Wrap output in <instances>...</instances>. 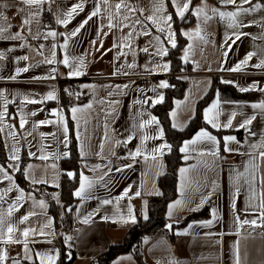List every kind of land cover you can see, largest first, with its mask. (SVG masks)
I'll use <instances>...</instances> for the list:
<instances>
[{
	"label": "crops",
	"instance_id": "obj_1",
	"mask_svg": "<svg viewBox=\"0 0 264 264\" xmlns=\"http://www.w3.org/2000/svg\"><path fill=\"white\" fill-rule=\"evenodd\" d=\"M79 2L80 0H47L40 10V15L33 20L31 33H29L27 28L24 29V40L0 39V52H3L6 56V59L0 60V92H2L9 101H13L8 104V115L9 117H16V119L6 120L5 123L15 125V131L19 134L18 142H16L8 136L9 130L7 128H5L4 132H1L8 157L11 155V145L15 144L16 147L20 149V160L18 162L9 160V164L18 163L19 168H21L24 151L26 150L28 161L25 168V176L29 173L28 166L31 165V175L37 180L46 179L48 183L33 185L26 176L27 181L36 188L40 186L50 187L56 190L61 197L60 188L62 174L64 172L62 161L66 158L61 155L60 158L57 159L53 154L57 152L60 154L67 152L70 156V128L66 111L60 104V84L62 81H76L78 86L77 93H79V96L75 95L77 102L73 107L84 109V111L78 112L76 116L79 121L82 134L81 138L84 142L85 151L89 153L86 157H81L80 172L98 181L99 177L104 175V181H99L91 190V198L82 200L74 195L76 201L73 206L60 209L59 221L63 215L69 216L81 227L75 239L72 237L71 241H66L65 237L59 234L58 220L52 212V206L58 203L57 199H51L47 194L44 192L40 193L38 190L28 191L24 189L17 181L16 174L18 172L13 171L11 168L8 169L9 174L14 176L17 185L24 189L26 194L31 193L34 195L37 201L36 205H33L31 200L25 202L24 206L13 214L12 220H16L23 214L33 211L36 215L30 217L27 224L21 225L20 227L28 226L39 230L46 223L51 221V227L44 228V231L46 233L55 232L54 236L50 234L36 236L35 239L40 242L29 244V247L33 250L31 255L36 261V264H39V260L35 257L36 252L51 253L54 255L56 251L59 252V258L56 264H59L62 257V241L65 246L76 255L73 264H89L101 253L105 252L111 244L123 242L127 232L134 224L131 222H121V217L126 218L128 216L129 205L134 211L136 221L139 215L143 218L145 210L149 216V199L152 196L159 195L156 193L161 194L159 180L166 172L165 155L169 152L166 151L163 157H158L156 161L152 160L150 156L147 161L143 156L137 157L136 160L133 161L130 153L135 152L136 148L140 147V140L144 134H148L151 137L157 132L156 125H150L144 129H140L138 124L141 121L155 116L160 121V126L163 127L160 118L154 112V107L159 104L153 106L152 100L148 98L155 99L157 94H162L165 100L166 89L158 88V84L161 81H167L171 86V60L168 58V55L162 59L159 56L154 57L151 55V53L155 52V48L149 45L148 41L153 39L155 35H161V39L165 40V46L169 48V51L171 50V46L167 43L165 37L158 33L149 23L148 27L151 29L153 36H140L133 41L132 50L128 48L123 49L128 55L126 57L121 56L119 60H116V53L120 51V49H115L114 51H107V49L112 48L114 42H118V38L127 34L129 29L124 28L123 33H121L116 29L109 30L107 27H104L103 32L98 34V27L101 24L106 25L107 20L106 18L104 20L93 18L75 38L68 41V54L70 58L83 57L86 64V67L83 69V75L69 77V69L63 64L58 63L50 65L44 63V60L45 57L50 56L53 45L56 46V59L59 61L63 58L64 49L61 48L60 45L64 43V37L60 34H67L74 30L79 23L86 18L90 10H92L93 6L97 3V0H86L84 11L74 15L67 27L58 24L57 17ZM115 2H117V0H112V3ZM200 2L201 0H193L194 5ZM237 2L239 3V0H237ZM0 3L12 5V7L6 10V15L9 17V22L12 24L10 33L17 32L20 28L21 16L23 15L17 14V8L22 7V5L18 4V0H0ZM130 3L137 8H144V15H148L153 0H130ZM207 3L212 7H221L220 0H207ZM256 3L264 5V0H252L253 5ZM251 6L252 5H245L244 7ZM48 7L53 8L55 11V27H49L46 24L45 15ZM32 10L34 11L35 9ZM167 10L173 13L172 27L176 31L177 45L179 42V31L180 33H182V31H192L198 23L201 24L202 34H207L210 41L206 45H201L198 40H188L187 42V45L189 43H193L194 45L195 54L191 57V61L195 63H187L191 66V70H185L181 74L183 80L188 82V88L185 97L176 100L181 101V106L177 108L175 101L172 109V111H177V123L189 125L196 116L199 101L211 92L216 78H218L220 82L222 79L232 80L239 86H251L253 83H257L259 86L264 87V69H257L251 66L258 63L260 59H264V39L259 38L264 36V27L261 26V21L264 20V10L257 11L251 15L241 16L240 19H242L245 24L255 23H252L251 27L239 29L228 28L226 23L219 21L218 18L209 21L208 24L205 25L194 17L193 22L189 23L188 14L185 20H180L178 18L180 21V28H178L175 21L174 9L171 6L170 0ZM221 10L232 11L235 9L234 6L229 5L221 8ZM27 11H29V9L25 7V12ZM103 11L102 9V13ZM135 18L143 20L144 17L137 12ZM131 22L132 21H129V23ZM117 23H119V18H117ZM145 23L147 22L145 21ZM136 27L137 31H139L140 26L137 25ZM48 31H56L58 33L57 37L55 39L51 37L45 39V34ZM233 32H243L251 35L242 36L241 39L237 40L234 44L232 40H229L228 43L231 44V51H228V55L225 58L224 52L227 50V46L224 44L225 34L232 35ZM103 33H108V35L105 36ZM8 34L9 33H6V35ZM38 34L39 38H34ZM253 37H257V39H253ZM233 39H235L234 36ZM93 40H96L95 46L92 44ZM101 41H103V48H100ZM146 45L149 47V53L140 50ZM187 45L182 48L180 52L181 58ZM106 51L107 54L105 55L104 53ZM251 52H255L257 55L250 61L249 66L245 67L241 72L234 73L219 70L221 68L228 69L235 66ZM24 56H28V60H23L22 57ZM158 61L160 63H169L170 70L165 72L156 68ZM133 62H135L136 67H128V65ZM197 64L199 65L198 67ZM24 67H28L29 70L17 75L16 70ZM54 68L57 69L59 73L56 75V78L44 79L43 77L53 74L52 70ZM209 68H211V71H209ZM117 70H119V73H117ZM124 73L127 74L125 75ZM13 76H15V79H11ZM125 85H127V87H124ZM235 88L238 90L237 87ZM53 89H55L57 93L58 101L50 100L43 104H21L25 96L39 99L46 96L47 93ZM153 89L156 90L153 91ZM217 92L219 93L222 101V108L224 110V114L220 117L221 122H224L228 118V114L231 111H237L238 113L236 119L233 121V128H222L219 130L221 134H216L211 131L213 135L221 139L220 157L222 158H215L207 154L200 156L192 152L191 155L193 158L187 162L183 159L184 164L180 167L181 169L195 164L197 165L196 169L186 174L193 182L199 181L201 185H210L213 181L217 183L218 187L216 193L213 194L211 199L199 210L201 211L206 206H209V218L192 220L186 224H182L187 216L198 212L189 211L187 208H184L183 210L174 211L172 218L169 219V206L174 201L182 199L180 195L181 178L179 171L177 185L178 197L169 204L167 218L169 222L178 223L177 226L173 227V234L176 231H186L188 235L174 234V237L171 238L168 235L157 234L146 237L141 247L142 261H139L132 252H129L118 256L112 264H157L158 261L160 264H168V262L173 259L179 261V264H235L234 253L237 241H239L241 264H264V226H261L260 221L257 220L256 226L244 225L242 228H239L234 221L231 207L233 193L235 191V173L237 170L240 172L244 171L249 156L240 155L239 153L229 154L224 151L223 143V137L229 135L235 136L237 140L241 141V144L239 146L233 144L231 147H239L240 152L253 151L249 147V144H258L260 142L261 135L264 133V119L257 116L256 121L251 125L252 131L256 133V136L253 137H249L248 133L243 129L236 130V125L243 120L245 116H251L254 112L258 111L252 109L250 105L252 103L264 101V92L258 91L261 93L260 96L253 100L233 101L223 98L221 91L216 90L213 98L205 106L204 110L215 100ZM137 100H147V103L138 104L136 103ZM109 101H118L119 103L110 105ZM185 101L192 107V112L185 110ZM88 104H92L91 109L87 108ZM3 105L4 99L0 97V112L3 111ZM237 105H243V107H237ZM21 108L28 119V124L25 129L19 128ZM52 110H63L69 128V143L67 147L59 142L64 139V136L56 125H40L33 129V124L35 122L56 120V117L50 115ZM32 111H37V115L34 117L28 115V113ZM241 112L244 115H240L239 113ZM108 113L111 114L109 115ZM171 119L173 123V118L171 117ZM77 120H73L75 123V132L77 131ZM85 121H87V123H85ZM105 124L108 126L107 141L104 140L106 131ZM27 131H32L33 135L27 136L25 139L24 136ZM237 131H242V139L237 134ZM41 133L45 134L43 139H41ZM49 133H56V136L48 135ZM129 136H133L134 138L131 142L127 143V145L115 144L116 141L125 140ZM192 138H194V136ZM164 139L170 144L166 135ZM162 142L163 141L159 139L150 138L146 142V150L150 152L151 149ZM101 143H104L103 158L97 154L100 152L99 146ZM41 144L48 146L44 150L45 153L50 156L47 160H40L28 155L29 151H31L39 156L41 153L38 149ZM78 147L80 153V141H78ZM193 147L206 149L210 148L211 145L200 144ZM112 153H114V155ZM201 161H206L210 165L213 164V161L215 163L209 168L200 163ZM53 163L56 164L55 169L51 167ZM259 163L261 164L260 174H264V161H259ZM85 164L87 167H85ZM128 164H132L133 166L131 168L126 167ZM0 165L3 164L0 163ZM96 165L100 167L92 171L91 169ZM109 169H111L110 172ZM117 169L123 170L117 171ZM105 181L107 182V187L103 186ZM54 183H58L59 187H54ZM8 186L7 181L0 180V190ZM78 187L79 185L75 191ZM129 188L131 191L128 192V196L117 203L115 198L121 196L125 190ZM137 191L141 193L139 197L134 196V193ZM209 191H211V188L206 186L202 187L200 192L189 189L186 192V199L188 200L189 206H195V204L199 203L200 197L206 195ZM246 193L247 185L245 184L241 188L239 198L236 200V211L240 214L241 220L256 219L255 216L246 215L243 212V209L247 207L248 196ZM16 195L17 193L13 191L8 199H14ZM129 197L133 198L129 199ZM104 199H112L113 204H102ZM40 200L45 201L47 208H41L39 206L38 201ZM0 207L6 211L7 204L0 205ZM213 207L218 208L221 218L215 222L214 227L204 228L201 224L202 222L212 219L211 209ZM68 209H71V211H68ZM97 210H99L98 214L93 215L89 224H83L81 222L85 216L97 213ZM104 216H108L109 220L105 221L103 219ZM114 220L115 222H113ZM209 232L214 233V235H206ZM237 232L239 234H237ZM49 240L51 243L46 242ZM145 241H147V243ZM6 247H8L10 255L8 264H12L11 258L21 259L22 264H31V261L24 260L22 257V245H11ZM129 257L130 259H128Z\"/></svg>",
	"mask_w": 264,
	"mask_h": 264
},
{
	"label": "snow or ice",
	"instance_id": "obj_2",
	"mask_svg": "<svg viewBox=\"0 0 264 264\" xmlns=\"http://www.w3.org/2000/svg\"><path fill=\"white\" fill-rule=\"evenodd\" d=\"M47 2V0H18V4L22 5V7L17 8V14H23L21 16V22H20V28L15 33H10V29L12 28V24L9 22V17L6 15V10L9 7H12V5L6 4V3H0V39H9V40H24L25 37L23 36V31L25 28L29 30V33H31V25L33 23V20L35 17L40 15V10L43 8V5ZM86 0H80L79 3H76L75 5L71 6L69 10L66 12H62L57 17V23L67 27V25L71 22L74 15L79 14V12H83L85 8ZM168 3L169 0H153L152 7L149 10L148 15H144L145 9L144 8H137L136 6L132 5L130 3V0H117V2L112 3V0H97V3L93 6L92 10H90L89 14L84 18L79 25L72 30L70 33L64 34L61 33L64 37V43L60 45L61 48L64 49V55L61 60L56 59V51H55V45L52 46V51L50 53L49 57H45L44 63L54 65V64H63L66 68L69 69L68 76L69 77H77L84 74L83 69L86 67L85 60L83 57L79 58H70L68 54V48L69 44L68 41L75 38L82 29H84L90 21L93 20V18H97L98 20H104L106 18L107 24L103 25L101 24L97 31L98 34L103 32V28L107 27L109 30L116 29L117 31L123 33L124 28H128L129 31L127 34L121 36L118 38V42H114L112 48L107 49V51H114L115 49H120L116 53L115 59L119 60L121 56H127L128 53L124 52V48H128L132 50V43L134 40L138 39L140 36H153V33L151 29H149L148 24L150 23L153 28L156 29V31L160 34H162L165 39L167 40V43L171 46V48L177 47L176 42V31L173 29V13L168 12ZM171 6L174 9L175 15L180 20H185L187 14H191L194 16L198 21L202 22L203 24H208L209 21H212L213 19H217L221 22H225L226 26L230 29H239L243 27H251L252 23L245 24L242 19H240L243 15H251L257 11L264 10V5L260 3L252 4V0H239V3L237 0H220L221 7H212L209 6L207 3V0H201L199 4L194 5L193 0H170ZM229 5L234 6L235 10L232 11H225L221 10L223 7H227ZM245 5H252L251 7H244ZM25 7L29 9V11L25 12ZM32 9H35L34 11ZM102 9L104 10L102 13ZM123 10V11H122ZM139 12L141 16H143V20L136 19L135 14ZM117 18H119V23H117ZM129 21H132L129 23ZM145 21L147 23H145ZM137 25L140 26L139 31H137ZM261 26L264 27V20L261 21ZM6 33H9L6 35ZM105 36L108 35V33H103ZM135 34V35H134ZM187 40L189 41H195L198 40L201 45H206L210 41L208 39L207 34H202V28L201 24L198 23L194 30L192 31H182L181 33ZM58 33L56 31H48L45 34V39L48 37H51L55 39L57 37ZM244 35H251L249 33H243V32H233L232 35L225 34L224 44L227 46V50L224 52V57L226 58L228 55V51H231V44L228 43L229 40H232V43L234 44L237 40H240L242 36ZM233 36L235 39H233ZM34 38H39V34L35 36ZM261 39H264V36L259 37ZM253 39H257V37H253ZM93 46L96 45V40L92 41ZM148 44L151 45L153 48H155V52L151 53V55L159 56L161 59L168 55L169 48L165 46V40L161 39V35H155L153 39L148 41ZM100 48H103V41L100 42ZM141 51L145 53H149V47L146 45ZM107 51L104 53L107 54ZM134 53V50H133ZM195 54L194 51V45L193 43H189L184 50V54L182 56V60L185 64L191 61V57ZM257 53L251 52L248 53L246 58L237 63L235 66L224 69H219L220 71H230V72H241L245 67L249 66L250 61L253 60V57L256 56ZM6 59V56L3 52H0V60ZM23 60H28V56L22 57ZM199 65L197 64V67ZM254 68L257 69H264V59H260L258 63L251 65ZM128 67H136L135 62L128 65ZM156 68L160 69L161 71H169L170 70V64L167 62L160 63L157 62ZM29 70L28 67H24L22 69H17L16 73L19 75L21 72H27ZM148 70V69H146ZM151 71V70H149ZM209 71H211V68H209ZM53 74L47 77H43L44 79H55L56 75H58V70L53 69ZM117 73H119V70H117ZM125 75L127 73H124ZM11 79H15V76L11 77ZM224 84L233 85L238 88L240 92H250V91H261L264 92V87L259 86L257 83H253L251 86H239L232 80H226L222 79L221 81ZM210 85V81H209ZM119 87V86H117ZM124 87H127L125 85ZM170 85L167 81H161L158 84V88L160 89H167ZM156 89H153L155 91ZM67 91V90H66ZM69 95H73L74 93L68 92ZM75 95L79 96V93H75ZM0 97H3L4 99V105H3V111L0 112V132H4L5 128H7L8 136L13 140L18 142V136L19 134L15 131V125L7 124L5 123L8 119H16L15 116L9 117L8 115V104L12 103L13 101H9L6 96L3 95L2 92H0ZM152 100V105L155 106L156 104H161L164 102V95L157 94L155 99L148 98ZM50 100H57L58 96L53 89L52 91L48 92L46 96L41 97L39 99L37 98H31L28 96H25L23 100L21 101L22 105L25 104H43L46 101ZM113 103L118 104L119 102H111L109 101V104L112 105ZM136 103H147V100L140 101L137 100ZM177 108L181 106V101H176ZM185 110L192 112L193 109L190 105H188V102H184ZM237 107H243V105H237ZM250 107L254 110H258L254 112L251 116H245L243 120H241L236 125V130L243 129L245 130L249 137L256 136V133L252 131L251 125L254 121H256L257 116H260L262 119H264V101H260L258 103H252ZM87 108L91 109L92 104H88ZM42 111V109H41ZM72 113V119L77 120L76 114L78 112L84 111V109L79 107H72L71 108ZM114 111V109H113ZM109 115L111 113H108ZM224 114V110L222 108V101L220 99L219 93L217 92L215 100L211 103V105L204 110L203 112V120L206 125L210 126L211 129H215L217 131L221 130L222 128L225 129H231L233 128V121L236 119L238 113L237 111H231L228 114V118L221 122V115ZM240 115H244L242 112L239 113ZM30 116H36L37 111H32L28 113ZM51 116L56 117V120H42L35 122L33 124V129L40 125H56L63 133L64 139L59 141L60 143H63L65 147H67L69 140H68V134H69V128L67 125V120L64 116L63 110H52L50 112ZM171 117L173 118L172 128L178 129L180 131H183L184 128L187 126L186 124H179L176 122L177 117V111L171 112ZM191 118V117H190ZM87 123V121H85ZM28 124V119L26 115L23 112V109L21 108V112L19 115V128L25 129L26 125ZM150 125H156L157 126V132L155 135H152L151 137L148 134H144L140 140V147L136 148L135 152L130 153L131 159L133 161L136 160L137 157L143 156L144 159L147 161L149 156L152 160L156 161L158 157H163L165 152H171L172 146L167 143V141L164 139V129L160 126V121L155 116H151L150 119L143 120L138 124V127L140 129H144ZM107 124H105V136L104 140H108V134H107ZM86 131V129H85ZM33 135L32 131H27L25 133L24 138L26 139L27 136ZM41 139L44 138L45 134L41 133ZM48 135L56 136V133H49ZM82 134L79 127V121L77 120V131H76V139L80 141V155L82 158L86 157L89 153L85 151L84 142L82 140ZM133 136H129L127 139L122 141H116L115 144H124L127 145V143L131 142L133 139ZM159 139L163 141L158 146L151 149V151L146 150V142L149 139ZM86 139V138H85ZM223 143H224V151L229 154L239 153L240 155H247L249 156V160L247 161V164L244 167V171H236L234 176V188L235 191L233 193L232 198V210H233V216L234 221L237 224L239 228H242L244 225H251L256 226L257 220L260 221L261 226H264V174H260L261 170V164L259 161H264V133L261 135L260 142L257 143H250L249 147L253 150L252 152H240L239 147H231V145L235 144L239 146L241 144V141L237 140L235 136H226L223 137ZM200 144H208L211 145L210 148H194L193 146L200 145ZM220 144L221 139L218 138L216 135H213L211 131L208 130V128H202L198 131V133L194 136V138L185 141L183 143V146L179 149L181 153H184L183 159L185 162L192 159L193 156L191 155L192 152L197 153L200 156L203 155H210L215 158H222L220 157ZM48 147L47 145L41 144L38 151L41 153L39 156H37L36 153H33L29 151L28 155L30 157H35L40 160H47L50 158L49 154L45 153V148ZM100 152L97 153L98 155L103 158V151H104V143L100 144ZM10 152L11 155H9L8 159L13 162H18L20 160V149L19 147H16L15 144L10 146ZM114 155V153H112ZM55 158H60L62 155L63 157L67 158L69 154L67 152H64L63 154L55 153L53 154ZM200 163L204 164L205 167H212L213 164L210 165L206 161H201ZM133 165L128 164L126 167L131 168ZM53 169L56 168V164L53 163L51 165ZM85 167L87 165L85 164ZM100 166L96 165L92 171H95ZM197 165H190L189 167L181 168L180 171V195L182 199L174 201L169 206V212L168 216L169 219L172 218L174 211L177 210H183L184 208H187L189 211H199L205 203H207L213 194L217 191V183L213 181L210 185H201L199 181L193 182L186 174L195 170ZM11 168L13 171L19 172L21 171L19 168L18 163H10L5 167L4 165H0V180L7 181L8 187L0 190V205L7 204L6 211L0 207V264H8V261L10 259L8 247L11 245H22L21 253L24 260L31 261V264H36V261L33 259L31 253L32 249L29 247L30 243H38L40 241L36 240V236H45V235H55V232L52 233H46L44 231V228L51 227V221L46 223L43 227H41L39 230L33 227H20L21 225H26L29 221L30 217L36 215L35 212L29 211L26 214H23L21 217H19L16 220H12L13 214L15 212H18L21 207L24 206V203L28 200H31L33 205L37 204L36 198L31 193H25L24 189L20 188L15 179L14 176L9 174L8 169ZM29 173L26 174L27 178L30 180V183L33 185L35 184H47L48 181L46 179H40L37 180L31 175V168L32 166L29 165ZM123 169H117V171H122ZM111 169H109V172ZM66 175L71 179H76L77 173L75 172H67ZM79 187L75 191L74 195L75 197L79 199H89L91 198V190L98 184L99 181H104V175H101L99 177V181L97 179L90 178L89 176L85 175L83 172L79 173ZM243 182V183H242ZM247 185V207L243 209V212L246 215H252L255 216L256 219H240V214L236 211V200L239 198L241 194V188L243 185ZM194 185V187H193ZM54 187H59L58 183L53 184ZM107 187V182L105 181L104 185ZM210 187L211 191H209L206 195H202L200 197L199 203L195 204V206H189L188 200L186 199V192L189 189L194 190L195 192H200L202 187ZM15 191L17 195L14 199H8L10 194ZM131 191V189H126L125 192L119 196L116 197V202L118 203L120 200H123L126 196H128V192ZM160 194V193H156ZM141 193L139 191L134 193L135 197H139ZM133 197H129V199H132ZM57 202H59L58 196L56 197ZM38 204L41 208H47V204L45 201L40 200L38 201ZM102 204L109 205L113 204L112 199H104L102 201ZM146 207V202H145ZM68 211H71V209H68ZM99 210H97V213H92L83 218L81 221L83 224H89L92 220L93 215L98 214ZM211 216L212 219L202 222L201 226L204 228H212L215 225V222L220 219V213L218 208L213 207L211 209ZM103 219L105 221L109 220L108 216H104ZM143 219L147 220L148 215L145 210L143 213ZM115 222V220L113 221ZM121 222L128 223L131 222L135 224L136 218L134 215V211L131 208V206H128V216L121 217ZM166 227L169 230H172L173 224L169 223L166 225ZM175 235H188V232L186 231H176L174 233ZM237 234H239L237 232ZM206 235H214V233H207ZM66 241H71L72 237L67 236L65 237ZM48 243H51V241H46ZM147 243V241H145ZM70 246V245H69ZM71 252H68L67 256L68 259H71ZM235 264H241V258H240V250H239V241L236 242L235 245ZM36 259L39 260V264H56V261L59 258V252L56 251L55 254L51 253H41L36 252L35 253ZM12 264H22V260L19 258H11ZM130 259V257L128 258ZM157 264H160L158 261ZM168 264H179V261L173 259L168 262Z\"/></svg>",
	"mask_w": 264,
	"mask_h": 264
},
{
	"label": "trees",
	"instance_id": "obj_3",
	"mask_svg": "<svg viewBox=\"0 0 264 264\" xmlns=\"http://www.w3.org/2000/svg\"><path fill=\"white\" fill-rule=\"evenodd\" d=\"M189 23L193 22L194 16L190 13L187 15ZM46 24L49 27L56 26L55 11L53 8L48 7L45 15ZM175 21L177 27L180 28V21L175 15ZM188 40L183 37L179 31V42L176 48H171L168 54V58L171 60V86L165 90V100L162 104L154 107L155 114L160 118L161 123L165 130V135L168 142L171 144V152L165 155L166 159V172L160 177L159 184L161 187V194L152 196L149 199V216L148 219H143L138 216L137 222L129 229L123 242L111 244L110 247L103 253H101L95 260H92L89 264H112L113 261L124 253L132 252L139 261H142L141 247L146 237L154 236L157 234L168 235L171 238L174 237L172 231L166 230V225L169 223L167 218V209L169 204L178 197V176L179 169L184 164L183 153L179 151L183 143L195 136L202 128H208V130L221 134V131L211 129L206 125L203 120V110L205 106L211 101L216 90H220L223 98L233 101H249L256 99L260 96V92H240L235 87L227 84H223L218 78L215 79L213 89L211 92L197 105V113L195 118L184 128L183 131L172 128L171 111L174 107L175 101L185 97L188 82L183 80L182 73L185 70H191L189 64H185L181 57L180 52L182 48L187 45ZM76 81H62L60 84L61 98L60 104L65 109L69 128H70V156L62 161V168L64 170L61 180V198L64 202L63 207L68 208L73 206L76 201L74 198V191L79 185V173L81 169V155L79 153L78 141L76 139L75 123L71 116V108L77 102L75 92L72 91V85ZM67 90V91H66ZM68 92L74 93L69 95ZM237 134L242 139V131H237ZM26 150L24 151L22 165L16 178L19 184L28 191L38 190L43 193L50 187H35L31 185L25 176V168L27 165ZM0 163L5 167L9 164L8 155L5 149L2 133L0 132ZM73 171L77 173L76 179L69 178L66 173ZM59 206L58 203L52 206V212L59 223ZM210 216V207L206 206L201 211L195 212L187 216L182 224H186L192 220L206 219ZM69 217V216H67ZM71 218V217H69ZM62 257L59 264H73L76 255L73 251L69 250L63 241L61 242ZM68 252H71V259H68Z\"/></svg>",
	"mask_w": 264,
	"mask_h": 264
},
{
	"label": "built area",
	"instance_id": "obj_4",
	"mask_svg": "<svg viewBox=\"0 0 264 264\" xmlns=\"http://www.w3.org/2000/svg\"><path fill=\"white\" fill-rule=\"evenodd\" d=\"M72 91L77 93V91H78L77 83H74L72 85ZM44 193L47 194L51 199L56 198L58 196V198H59V202H58L59 209L63 208L64 202L56 190L46 189L44 191ZM80 230H81L80 225L77 224L72 218H69L65 215H63L60 218V221L58 223V231L62 237L71 236L75 239L77 237V234L80 232Z\"/></svg>",
	"mask_w": 264,
	"mask_h": 264
},
{
	"label": "water",
	"instance_id": "obj_5",
	"mask_svg": "<svg viewBox=\"0 0 264 264\" xmlns=\"http://www.w3.org/2000/svg\"><path fill=\"white\" fill-rule=\"evenodd\" d=\"M169 223H172V224H173V227H175V226H177V225H178V223H176V222H172V221H171V222H169ZM169 223H168V224H169ZM166 230H169V229L166 227ZM169 231H173V228H172V230H169Z\"/></svg>",
	"mask_w": 264,
	"mask_h": 264
}]
</instances>
